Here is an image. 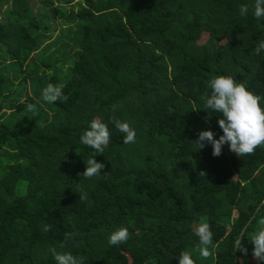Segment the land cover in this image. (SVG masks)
Masks as SVG:
<instances>
[{"label": "trees", "instance_id": "1", "mask_svg": "<svg viewBox=\"0 0 264 264\" xmlns=\"http://www.w3.org/2000/svg\"><path fill=\"white\" fill-rule=\"evenodd\" d=\"M34 3L9 0L0 12V99L9 102L0 101L9 111L0 113V264H57L52 249L83 264H179L183 251L195 264H264L250 241L264 218V146L240 157L222 146L213 156L210 143L194 142L200 131L223 134L221 114L205 108L210 79L232 75L264 97V50L255 51L264 18L254 17V0ZM50 20L58 36L48 41ZM58 82L63 99L44 102L42 89ZM113 117L136 130L135 143L123 142ZM93 118L109 127L103 154L80 142ZM91 157L104 168L85 179L78 174ZM261 202L240 239L245 255L233 245ZM202 218L213 233L207 259L196 251ZM120 227L128 241L109 245Z\"/></svg>", "mask_w": 264, "mask_h": 264}, {"label": "clouds", "instance_id": "2", "mask_svg": "<svg viewBox=\"0 0 264 264\" xmlns=\"http://www.w3.org/2000/svg\"><path fill=\"white\" fill-rule=\"evenodd\" d=\"M252 7L256 19L264 18V0H254ZM239 11L241 16H246L249 5L242 4ZM261 50H264V41H259L255 49L257 53ZM207 86L211 89V94L206 97L205 108L221 114L217 123L223 134L215 139L211 130L200 131L197 140L194 141L199 150L205 147V142H208L212 145V155L219 156L222 146L228 144L229 151L240 157L251 155L257 147L264 146V106L261 105V100L264 97L248 90L244 82H237L232 75H217L209 80ZM64 87L63 84L58 86L48 83L42 89L43 101L52 104L63 99L62 90ZM27 109L30 111L35 110L33 104H28ZM111 123L118 131L124 133L123 142L125 144L135 143L136 130L128 122L113 117ZM80 142L94 149L97 153L103 154L104 149L110 142L108 125L99 118H93L88 129L80 136ZM193 163L195 164L194 160ZM103 168V163L97 162L94 157H91L87 160L83 173L78 175L85 179H91L100 176ZM201 174L206 175L203 172ZM86 199V194L80 196L81 201ZM258 225L259 227L250 239L254 245L252 256L257 261H264V218L258 220ZM50 227V225H44L43 231H49ZM194 231L199 238L196 251L202 258L207 259L212 254L210 248L214 247L211 226L202 218L195 226ZM75 237L76 233L74 232L65 233L64 243L61 244V247H65L69 240L74 242ZM128 239V228L120 227L110 234L108 243L109 245H119L126 243ZM235 250L245 255L248 252V249L238 239L235 242ZM52 252L57 264H83V257L74 256L71 252L57 253L55 249H52ZM179 264H195L191 252H181L179 254Z\"/></svg>", "mask_w": 264, "mask_h": 264}, {"label": "rangeland", "instance_id": "3", "mask_svg": "<svg viewBox=\"0 0 264 264\" xmlns=\"http://www.w3.org/2000/svg\"><path fill=\"white\" fill-rule=\"evenodd\" d=\"M74 1H75V0H74ZM31 3H34V0H31ZM8 6H9V0H8L7 3H4V4L0 7V12H2V11L4 10V8H6V7H8ZM39 8H40L39 4H35V3H34V6L32 5V10H31L32 13H36L37 11H40ZM55 23H56V25H59V23H58L57 20H56L55 22L52 21V20H50V21H48V22L46 23L49 27L54 28V31H52V32L49 34V38H50V39H49L48 41H50V40L53 39L54 37H57V36H58V27H56ZM205 39H206V36H205L204 34H202L201 37H200L199 42L202 43L203 41H205ZM48 41H44V42L42 43V45H41V48H42V47H43ZM61 41L66 42V39L63 38V37H61ZM56 47H58V46H55V48H56ZM55 48H53V49H55ZM53 49H48L46 54H51V52L53 51ZM60 65H61V64H57V65L54 67V69H55V70H58V71H61V72H65L64 75L66 76L67 73H68L67 68L65 69L64 66H60ZM36 66H38V62H36ZM44 74H45V75H49V76H51V75H52V70L45 71ZM22 76H23V75H22ZM60 82H61V81H60ZM60 82H58V84H56V85H59ZM27 92H28V95H30L29 89L27 90ZM0 101L4 103V104H3L4 106H8V103H9V102H8V99H7V98L4 99L3 101H2V99H0ZM3 108H4V107H3ZM1 112H3L4 114H7L9 111H4V109H2ZM1 112H0V113H1ZM22 113H23V112H22ZM20 114H21V113H20ZM223 147H224V150L226 151V153H227L228 155H230V156L235 155L234 152L229 151V146H228V144L223 145ZM196 225H197V224L194 225V229H195V226H196Z\"/></svg>", "mask_w": 264, "mask_h": 264}, {"label": "water", "instance_id": "4", "mask_svg": "<svg viewBox=\"0 0 264 264\" xmlns=\"http://www.w3.org/2000/svg\"><path fill=\"white\" fill-rule=\"evenodd\" d=\"M264 200V199H263ZM263 202V201H262ZM262 202L255 208V210L253 211L252 215L248 218L247 222L245 223V225L242 227V229L240 230L236 240H240L241 237H242V234L244 233V229L246 228V226L248 225V223L250 222V220L254 217L255 213L258 211V209L260 208ZM235 240V242H236ZM235 242H234V245H233V249L235 250Z\"/></svg>", "mask_w": 264, "mask_h": 264}]
</instances>
